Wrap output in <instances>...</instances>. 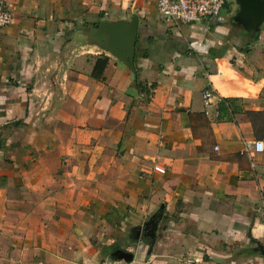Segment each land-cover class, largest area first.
Masks as SVG:
<instances>
[{"label": "crops", "instance_id": "1", "mask_svg": "<svg viewBox=\"0 0 264 264\" xmlns=\"http://www.w3.org/2000/svg\"><path fill=\"white\" fill-rule=\"evenodd\" d=\"M3 2L0 264H264V19ZM133 15L135 72L103 41Z\"/></svg>", "mask_w": 264, "mask_h": 264}, {"label": "water", "instance_id": "2", "mask_svg": "<svg viewBox=\"0 0 264 264\" xmlns=\"http://www.w3.org/2000/svg\"><path fill=\"white\" fill-rule=\"evenodd\" d=\"M237 11L234 20L250 32L259 30L264 19V0H236ZM110 35L103 39L111 52L116 53L126 65L135 72L134 60L138 33V17L133 15L126 22H118L110 27ZM158 220L155 219L147 227V235L154 238ZM116 259L131 262L133 254L118 248L112 252Z\"/></svg>", "mask_w": 264, "mask_h": 264}, {"label": "built area", "instance_id": "3", "mask_svg": "<svg viewBox=\"0 0 264 264\" xmlns=\"http://www.w3.org/2000/svg\"><path fill=\"white\" fill-rule=\"evenodd\" d=\"M157 9L162 18L169 22L193 24L205 21L211 17L219 16L225 6L226 0H155ZM12 14L7 10L3 0H0V27L7 25ZM211 89L203 91V97L208 100ZM256 152L263 150V142L254 140L247 143ZM118 264H131L122 261Z\"/></svg>", "mask_w": 264, "mask_h": 264}, {"label": "rangeland", "instance_id": "4", "mask_svg": "<svg viewBox=\"0 0 264 264\" xmlns=\"http://www.w3.org/2000/svg\"><path fill=\"white\" fill-rule=\"evenodd\" d=\"M236 4H237L236 0H226L224 8L227 9V6L229 8H233L235 7Z\"/></svg>", "mask_w": 264, "mask_h": 264}]
</instances>
